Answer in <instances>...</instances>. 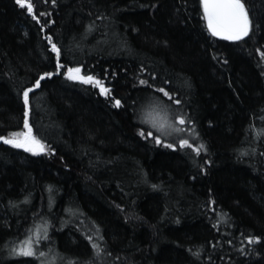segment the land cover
Segmentation results:
<instances>
[{"label":"trees","instance_id":"obj_1","mask_svg":"<svg viewBox=\"0 0 264 264\" xmlns=\"http://www.w3.org/2000/svg\"><path fill=\"white\" fill-rule=\"evenodd\" d=\"M26 2L0 0V138L43 151L0 139V264H264V0L238 41L202 0Z\"/></svg>","mask_w":264,"mask_h":264},{"label":"snow or ice","instance_id":"obj_2","mask_svg":"<svg viewBox=\"0 0 264 264\" xmlns=\"http://www.w3.org/2000/svg\"><path fill=\"white\" fill-rule=\"evenodd\" d=\"M17 3L20 4L21 7H27L30 13L32 12V6L30 3H27L26 0H17ZM202 4L204 19L207 21L208 30L213 36H218L225 40H239L248 35V16L241 0H202ZM53 51L58 53V49H56L55 45H53ZM68 78L78 79L85 84L92 83L101 87V91L105 94L108 92V90L100 84V81L94 80L92 76H81L79 68L74 70L70 69ZM40 79L42 80L44 77ZM39 86L40 82L38 80L36 82V87ZM165 95H167V93H165ZM28 99L29 93L26 91L24 93L26 105L28 104ZM117 105H119V101H117ZM179 122L183 124L184 120L181 119ZM25 127L28 129L26 133H15L8 138L0 139H3V143L5 144H11L13 147L17 148H24L25 151H32L34 154L37 153V150H43V145L32 135V130L28 126L27 120H25ZM157 142L159 143V140H157ZM168 146L171 147V145ZM181 146L191 147L187 140L182 141ZM197 151H199V149H197ZM19 254H33L31 238L24 242Z\"/></svg>","mask_w":264,"mask_h":264},{"label":"rangeland","instance_id":"obj_3","mask_svg":"<svg viewBox=\"0 0 264 264\" xmlns=\"http://www.w3.org/2000/svg\"><path fill=\"white\" fill-rule=\"evenodd\" d=\"M206 24H207V21H206ZM210 32V31H209ZM211 33V32H210ZM216 37H218V36H216ZM245 37V36H244ZM243 37V38H244ZM218 38H220V37H218ZM240 40V39H239ZM229 41H238V40H229ZM68 75H69V72H67V74H66V77L68 78ZM80 75L82 76V74L80 73ZM94 79V78H93ZM72 80H76V81H80V80H78V79H72ZM94 80H96V79H94ZM81 82V81H80ZM88 84H90V85H93V86H95V87H97V89L102 93V94H105L104 92H102L101 91V87H99V86H96V85H94V84H92V83H88ZM102 85V84H101ZM105 89H107L108 90V92H107V94H105L106 96L109 94V89L106 87V86H104V85H102ZM37 88V87H36ZM28 93H30V91H27ZM153 118H155V119H153L156 123H157V125H160V126H162L163 125V120H162V118H164L162 115L161 116H158V115H155ZM43 150H37V152H42ZM32 252H33V254L35 253V249H34V247H32Z\"/></svg>","mask_w":264,"mask_h":264}]
</instances>
